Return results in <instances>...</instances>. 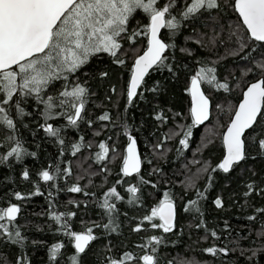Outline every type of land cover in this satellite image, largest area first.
Listing matches in <instances>:
<instances>
[{
	"label": "trees",
	"instance_id": "16d2710c",
	"mask_svg": "<svg viewBox=\"0 0 264 264\" xmlns=\"http://www.w3.org/2000/svg\"><path fill=\"white\" fill-rule=\"evenodd\" d=\"M165 2L160 0L157 7ZM190 3L176 0L172 15L181 20V26L161 33L174 46L165 51L164 63L148 72L131 102L127 93L133 64L147 46V35L133 42L124 34L117 56L95 54L67 79L51 81L41 93L44 100L53 97L58 105L67 103L50 113L35 93L22 97L17 92L10 106L5 105L15 127L0 121V210L16 203L20 211L14 220H0L12 233L10 239L0 230V264H73V257L78 264H112L114 260L143 264L140 257L148 253L156 264H264V212L259 211L264 209V148L259 146L264 119L259 116V123L245 133L246 158L228 172L217 167L224 154L223 131L243 89L258 77L264 79L259 70L264 42L248 34L234 0H220L219 8L201 9L183 19L181 14ZM149 23L148 14L138 10L130 20L129 34ZM118 58L124 63L118 64ZM201 67L215 68L217 79L211 85L202 82L212 100L211 118L194 124L188 89ZM11 70L18 71L16 66ZM217 83H227L228 90L217 88ZM77 84L88 91L82 119L73 125L67 115L58 113L74 112L70 105L78 103L76 98L61 93ZM3 99L6 95L0 91ZM17 100L24 114L15 107ZM105 114L110 119H100ZM47 122L60 130L58 136L46 131ZM189 128L185 146L180 141ZM131 133L144 155L143 167L125 175L122 162ZM17 142L19 158L16 153L8 155ZM101 144L106 145V154ZM76 145H80L78 151ZM83 157L88 168L97 171L94 176H80L76 162ZM184 165H197V176L190 177ZM48 170L54 177L51 181L41 175ZM74 186L82 191H70ZM112 188L118 195L110 192ZM166 194L176 205L169 232L151 227L162 223L158 217L144 219ZM217 199L222 206L216 205ZM105 201L114 207H105ZM53 213L64 216L57 221ZM88 229L96 238L80 253L70 233ZM17 230L23 237L20 242H15ZM153 236L160 242L151 240ZM56 244L63 247L53 258ZM211 247L227 249V253L213 255L206 251Z\"/></svg>",
	"mask_w": 264,
	"mask_h": 264
},
{
	"label": "snow or ice",
	"instance_id": "6c2138e0",
	"mask_svg": "<svg viewBox=\"0 0 264 264\" xmlns=\"http://www.w3.org/2000/svg\"><path fill=\"white\" fill-rule=\"evenodd\" d=\"M160 0H0V91L5 93L6 99L0 100V121H4L9 128H14L13 120L8 116V109L13 96L19 92L20 96H31L36 94L37 100L46 105V112H51L56 107H62L67 101L60 104L54 102L53 97L44 100L41 93L48 84L60 78L67 79L69 74L78 71L85 65L91 56L98 53H108L117 56V52L122 48L120 40L124 34H128V39L135 41L140 35L149 36L147 50L140 55L133 65V71L128 89V99L137 94V90L143 83L145 76L153 66H160L167 59L165 51L174 45L165 43L159 36L161 29L179 30L181 20L172 15V10L176 0H166L157 7ZM220 7V0H191L183 11L182 18L187 19L192 14L201 9H216ZM235 8L243 17V23L250 30L251 36L260 42H264V0H235ZM138 10H143L150 18V23L138 30H132L129 34V23L134 18ZM245 45H241L244 47ZM118 64L124 61L117 59ZM16 66L18 71L11 70ZM259 70L264 73V63L259 65ZM215 68L201 67L195 75L191 77V86L188 89L192 97L191 115L194 124H202L209 117V97L201 89V83L207 82L211 85L216 81ZM251 71V69H249ZM107 75V73H102ZM19 78V83H18ZM217 88L228 90L227 83H217ZM87 89L79 84L72 87L71 91L65 90L61 93L63 97H75L78 103H72L70 107L74 112L58 113L67 115V119L75 125L78 119H82L81 113L85 108ZM114 91V89H113ZM15 107L21 114L24 109L20 107V102H15ZM264 79H259L252 83L244 93L243 101L239 104L227 131L224 135V144L227 154L223 161L217 165L219 169L228 172L235 163L246 158L245 132L252 129L254 124L259 123L257 117L264 119ZM100 119L108 120L110 117L105 114ZM46 131L51 136H58L59 129L47 124ZM191 135V128L185 133V139L180 143L187 146V137ZM63 144V140H60ZM259 146L264 148V139L259 141ZM79 150L80 145L74 146ZM100 147L107 152V147L101 144ZM21 149L17 142V147L13 148L8 155L19 154ZM75 154V153H73ZM104 158L98 155V159ZM141 160L136 151V140L130 137L127 146V155L123 161V172L129 175L139 172ZM70 173V169L67 170ZM45 181L54 179L48 171L41 173ZM25 178L28 173L24 172ZM251 187V185L249 186ZM72 192H80L79 186L70 189ZM131 192L137 189L132 187ZM112 194L118 195L116 189H110ZM247 195V194H246ZM17 198L20 197L17 194ZM217 206H222L220 199L215 201ZM105 207L109 206L105 201ZM20 209L17 205H11L7 209L0 210V220L7 217L14 220ZM259 211L264 212V209ZM68 215H75L69 213ZM53 216L57 221L64 216L63 213ZM158 217L162 223H152V228H161L164 232H169L174 227V203L170 197L165 196L158 207L152 210L150 216L144 219L152 221ZM0 230L7 233L12 238L5 224L0 223ZM137 231L140 230L138 226ZM75 237V247L80 253H84L90 241L96 237L92 235V230L86 233H70ZM215 236V232L212 233ZM16 241L23 240L20 232H15ZM151 240L159 243L155 236ZM62 244L52 246V257L54 258ZM155 251V249H153ZM208 253L215 255L217 251L227 253V249L211 247L206 249ZM127 259H132L131 254H125ZM140 259L143 264H156L153 255L145 254ZM73 264H78L76 257H73ZM112 264H123V261H112Z\"/></svg>",
	"mask_w": 264,
	"mask_h": 264
},
{
	"label": "water",
	"instance_id": "95a60500",
	"mask_svg": "<svg viewBox=\"0 0 264 264\" xmlns=\"http://www.w3.org/2000/svg\"><path fill=\"white\" fill-rule=\"evenodd\" d=\"M236 11H237V13H238V15L240 16V18H241V20L243 21V17L239 14V11L236 9ZM245 25V24H244ZM246 26V25H245ZM246 28H247V26H246ZM249 31V33H250V30H248ZM250 35H251V33H250ZM159 36H160V38L163 40V38L161 37V30H160V34H159ZM252 37V36H251ZM148 40H149V37H148ZM147 47H148V45H147ZM147 47L136 57V59L140 56V55H143V53L147 50ZM135 59V60H136ZM134 63H135V61H134ZM134 65V64H133ZM14 67V66H13ZM154 67V66H153ZM133 71V70H132ZM131 76H132V74H131ZM259 79H263V77H258V78H256V79H254V80H252L251 82H249L248 84H247V86L243 89V93H242V97H241V99L239 100V102H238V104H237V106H236V109L234 110V112H233V114H232V116H231V118H230V120H229V122H228V124H227V126L225 127V129H224V131H223V136H222V139L224 138V135H225V133H226V131H227V128H228V126L230 125V123H231V121H232V119H234V116H235V112L238 110V107H239V104L243 101V98H244V93L247 91V89H248V87L252 84V83H255V82H257ZM130 81H131V77H130ZM130 81H129V86H130ZM190 86H191V83H190ZM201 89H202V91H204V93H205V95H207L208 97H209V101H210V105H209V117H208V119L207 120H205L203 123H205V122H207V121H209V119L211 118V112H212V100H211V98H210V96L207 94V92L204 90V88H203V86H202V83H201ZM191 108H192V97H191ZM259 117V116H258ZM258 117H257V119H258ZM202 123V124H203ZM249 130V129H248ZM246 132H247V130H246ZM245 132V133H246ZM130 137H134L135 138V140H136V151H137V154H138V156H139V158H140V160H141V165H140V169L142 168V156H141V151H140V146H139V143H138V140H137V137H136V135L134 134V133H131L130 135H129V139H128V141H127V144H126V147H125V157H126V155H127V146H128V144L130 143ZM223 144H224V139H223ZM226 154H227V149H226V145L224 144V154H223V156H222V159H221V161H220V163L223 161V159H224V157L226 156ZM124 157V158H125ZM139 169V170H140ZM133 173H135V172H133ZM133 173H131V174H133ZM131 174H129V175H131ZM173 203H174V211H175V218H176V205H175V202L173 201ZM175 218H174V222H175ZM79 233H86V231H82V232H79ZM90 243V242H89ZM148 254H151V253H148ZM151 255H153V254H151Z\"/></svg>",
	"mask_w": 264,
	"mask_h": 264
},
{
	"label": "rangeland",
	"instance_id": "374dc122",
	"mask_svg": "<svg viewBox=\"0 0 264 264\" xmlns=\"http://www.w3.org/2000/svg\"><path fill=\"white\" fill-rule=\"evenodd\" d=\"M237 29V28H236ZM238 31L240 32V28L238 27ZM221 106V105H220ZM222 107V106H221ZM206 129H209V130H212L211 129V126H207L206 127ZM208 133H211V131H209ZM85 156H87V155H85ZM124 157H125V155H124ZM194 162V161H193ZM192 162V163H193ZM76 163H82V164H85V165H80V164H78V166H79V168H81L80 169V176H82V173L86 176V177H92V176H94V174H95V172H97V171H93L91 168V170L88 168V166L90 167V165H89V163H88V160H87V158H80V159H78L77 160V162ZM185 166V168H186V170L187 171H189V173H190V177H194V176H197V165L196 166H194L193 168H190V167H188L187 165H184ZM79 172V171H78ZM190 177H189V179H190ZM189 179H187L188 181H189ZM187 181V182H188ZM186 182V184H189V183H187ZM160 204V203H159ZM159 204L156 206V207H158L159 206ZM156 207H154V208H156Z\"/></svg>",
	"mask_w": 264,
	"mask_h": 264
},
{
	"label": "flooded vegetation",
	"instance_id": "af4514ba",
	"mask_svg": "<svg viewBox=\"0 0 264 264\" xmlns=\"http://www.w3.org/2000/svg\"><path fill=\"white\" fill-rule=\"evenodd\" d=\"M234 8H235V0H234ZM235 11H236V8H235ZM236 13H237V11H236ZM237 15H238V13H237ZM238 17H239V19H240V21H241L243 27L248 31V29H247L246 26L244 25V23H243V21L241 20V18H240L239 15H238ZM165 29H166V28H165ZM162 30H163V29H161V33H162ZM248 34L250 35L249 31H248ZM148 37H149V36H148ZM161 37H162V35H161ZM162 38H163V37H162ZM163 40L165 41L164 38H163ZM165 43H166V41H165ZM147 45H148V43H147ZM146 47H147V46H146ZM146 47H145V48H146ZM145 48H144V49H145ZM144 49H143V50H144ZM143 50H142V51H143ZM150 70H151V69H150ZM150 70H149V71H150ZM190 83H191V81H190ZM189 88H190V87H189ZM190 109H191V108H190ZM192 118H193V117H192ZM47 124H51V125H52V123H50V122H47L46 125H47ZM128 139H129V137H128ZM137 140H138V139H137ZM138 143H139V142H138ZM139 146H140V145H139ZM125 147H126V146H125ZM140 151H141V148H140ZM141 156H142V167H143V159H144V155H143L142 152H141ZM123 161H124V158H123ZM122 169H123V162H122ZM141 169H142V168H141ZM141 169H140V170H141ZM140 170H139V171H140ZM48 172H49V174H50V171H49V170H48ZM136 173H138V172H135V173H133V174H136ZM133 174H131V175H133ZM11 205H13V204H11ZM11 205H9L8 207H10ZM14 205H17V206L19 207V205L16 204V203H14ZM8 207H7V208H8ZM7 208H6V209H7ZM16 216H17V215H16ZM81 232H82V231H81ZM86 232H87V231H86ZM78 233H79V232H78ZM74 244H75V238H74Z\"/></svg>",
	"mask_w": 264,
	"mask_h": 264
}]
</instances>
